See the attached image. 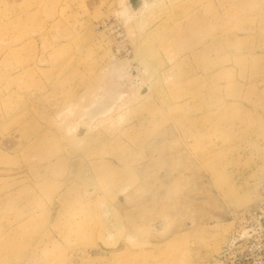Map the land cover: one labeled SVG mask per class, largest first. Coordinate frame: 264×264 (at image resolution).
<instances>
[{
    "label": "rangeland",
    "instance_id": "rangeland-1",
    "mask_svg": "<svg viewBox=\"0 0 264 264\" xmlns=\"http://www.w3.org/2000/svg\"><path fill=\"white\" fill-rule=\"evenodd\" d=\"M261 2L0 0V264H264Z\"/></svg>",
    "mask_w": 264,
    "mask_h": 264
},
{
    "label": "bare ground",
    "instance_id": "bare-ground-1",
    "mask_svg": "<svg viewBox=\"0 0 264 264\" xmlns=\"http://www.w3.org/2000/svg\"><path fill=\"white\" fill-rule=\"evenodd\" d=\"M260 1H262L261 2V4H262V6H263V8H264V0H260ZM260 58V57H259ZM258 58V59H259ZM240 61V60H239ZM239 61H238V63H239ZM244 61V60H243ZM244 65H242V67H243ZM254 66H256V64L254 65ZM259 66V65H258ZM261 66H263V65H261ZM262 71V70H261ZM114 85H115V83H114ZM116 85H117V83H116ZM110 94H112L111 92H110ZM223 105V104H222Z\"/></svg>",
    "mask_w": 264,
    "mask_h": 264
}]
</instances>
